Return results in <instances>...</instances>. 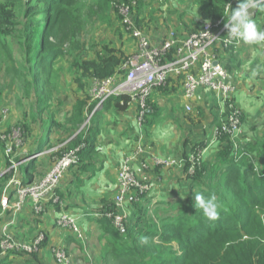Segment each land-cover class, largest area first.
I'll return each mask as SVG.
<instances>
[{
  "label": "rangeland",
  "instance_id": "1",
  "mask_svg": "<svg viewBox=\"0 0 264 264\" xmlns=\"http://www.w3.org/2000/svg\"><path fill=\"white\" fill-rule=\"evenodd\" d=\"M44 1L45 0H38L41 7L40 10L46 5ZM187 1L188 0H69V15L60 14L45 38L48 40L51 48L61 46L62 52V55L56 57L49 63V53L47 54V50L44 49L40 41V36L44 35L43 33L41 34L42 29L40 28L43 14L39 10V13L36 14L37 16L30 15V12L34 11L37 5L31 4V0H0V15H2L3 18V21L0 22V113L4 112L6 114V119L0 126V134L1 136L10 135V137H12L13 133H15L17 141L21 140V145L15 151L13 157L6 155L5 146L0 140V177L9 171L13 172L12 177L19 178V176H21L23 173L22 166H20L21 161L24 159L28 160V157L32 155L27 154L24 149H32L36 144L42 142L41 140L43 139V134L46 132L47 127H49L50 136L54 134L57 135V138L53 139L52 142L50 137L46 140V146L48 145V149L62 146L61 148L54 149L52 154L55 156V159L64 153L63 151L65 149L68 151L76 147L73 146V144L80 141V138L78 137H81L82 142V140L88 136V133L95 132L93 131V124H98V122L94 119L93 115L94 112L102 108L100 107L94 111L95 103L92 102V88L94 82L100 77L96 76L92 69L87 67L85 63L94 62L99 65L102 58L107 57L109 54H116L120 59L119 65L116 69H120V73L123 74L124 63L133 59L138 53L136 41L129 35L130 32H126L122 24L117 9L118 4L134 3L131 9V17L134 20V25L141 29L149 39L145 30L147 31L150 27L155 30V27L153 21H151L152 18H142L143 13L149 11L151 12V15H159L161 9L164 7L165 13L168 16H174L172 14H180V16H182L180 11L183 13L185 11L186 14L190 16L193 14V10L191 8H186ZM193 1L198 2L197 0ZM227 1L228 0H224V3ZM262 1L264 0H260V2ZM200 11L201 8L198 10V13H200ZM253 11L254 8L249 9L250 18L253 16ZM216 19L218 18L211 20L197 18L195 23L193 20V26H191L197 30V28L204 23L213 22ZM150 22L151 25L149 24ZM177 27L182 28L183 26L178 24ZM165 28L166 37L163 40L164 42L161 45H150L152 48H161L166 42L172 41L180 44V42H183L191 33L187 34L184 38H180L175 31L176 25H168ZM261 28H264V26ZM28 42H33L32 50H36L37 53H39V56L41 54L42 56H46L42 61V67L37 71V74H39L38 81L43 82L47 77L49 78L43 92H41L39 86L37 94H35L36 89L32 81V68L34 61L37 58L34 53L27 51L25 45ZM179 44H177L176 48ZM175 45L176 44H174V46ZM238 50H234L233 54L236 52L237 56L240 57L239 52L242 54V50ZM227 60L228 65L231 68L238 69L235 59ZM224 68H227L226 70L228 73V66H224ZM43 69L46 70V73L42 71ZM240 72L241 70H238L237 72H234V75L239 74ZM243 74L244 73L240 74V78ZM229 75L233 78L231 74ZM173 85L174 82L165 86L170 87L168 90L169 94H171L170 99H174L173 103L177 102L175 104L179 113L178 115H175V118L177 119L181 117V107L179 108V102L180 98L182 102L183 96L182 94L179 95V92L177 93L178 89ZM239 87H241V84ZM162 90L153 91L148 98L149 112L144 113L145 117L142 121L141 128H148L149 122H153L157 128L167 125L163 121V119L166 121V117L163 116L164 110L153 104L157 93ZM234 105L238 108L241 118H243V115H245L246 112L245 101H242L241 105L234 102ZM132 106H137V103H133ZM116 117L117 116L110 115L108 122L116 124V121H113ZM173 125L176 127L178 121L174 122ZM243 127L242 124V129ZM75 139L76 141H74ZM223 139L224 138H222V141H227V139ZM67 142L73 143L69 146L67 145ZM80 144L81 143L78 145ZM236 145L238 154L247 152L250 155L251 160L256 164L255 169H259L258 172H261L258 176L257 171L253 172L256 178L258 179L262 175L264 178V162H261V156L264 155V152L256 150V153H249L246 150L248 149V147H246V142L239 141ZM44 146L45 144L43 146L39 145L37 150ZM196 147H201V144L196 142L195 145L189 144L187 146L188 154H192L196 157V152L193 151ZM218 155L219 154H214L212 159L208 161L206 160L205 162L203 159H200L198 170L201 173V178L195 183V191L192 195H189L187 199L180 202H174L169 209L157 208L152 209V212H149V203L144 201L143 205L138 208L137 220L134 218L130 219L128 215L126 216L127 226L131 228L134 222H136L139 226L143 225V229H145V227L150 224L158 225L159 221L163 219L162 217L166 214L177 216L180 213L191 210L195 205L194 194L201 192L198 190V187L209 189L211 192L210 194H214L218 200L220 192L215 191L214 185L220 183V180H217L216 176L219 177L223 174L220 163L216 159ZM95 156L102 162H105V156L101 153L99 154L98 152ZM106 156L108 155L106 154ZM230 158L233 160V150L231 148ZM242 160L248 162L244 157H242L239 162ZM14 161H16L15 164H17V166L10 170L9 168ZM8 169L9 171H7ZM79 169L80 170L76 172L83 171V168ZM66 174L62 178L59 188L61 185L65 184L67 178ZM10 176L11 175H9V177ZM38 180H40L38 179V176L33 178V182H37ZM9 181H0V186L2 187V189H0V200L3 193L10 189ZM71 191H74L73 187ZM112 194L113 191H106V193L102 195V197H107L108 199H100L99 197L101 195L98 198L92 197L91 199L85 198L82 195L83 199L86 200L85 204H89L83 209L85 215V209L96 213L101 212V214L110 211L113 206L115 191L111 200L110 197ZM62 195L61 191H59L58 196ZM142 198L143 197H141L140 200ZM12 202L11 199L10 204ZM46 203L48 202H44V208ZM131 207L134 209L135 205ZM30 210H33L32 206L30 207ZM3 213L5 212H0V217ZM74 213L81 214V211L76 210ZM39 216L40 214L36 215L33 213V216L29 215V221H18L10 232L12 238L22 243L33 242L41 231L38 230L39 232L37 231L29 239L27 237L26 240L24 237L26 233H24L23 230L25 227H29L27 233L30 232L33 225L37 222L35 217ZM244 216L246 227L243 229V225L238 224L230 229L232 230L230 233L227 232L224 235H216L211 238V240L197 247H191L187 252L181 251L186 248L185 243L182 241H178V243L172 242L171 246L177 256L186 253L184 259L187 264H225L226 259H222V254H217L219 249L222 246L230 247L242 245L243 249L241 250L240 255L238 254V260L242 264H246V259L247 261L250 260L252 264H257L260 257L264 254V202L257 207H249V213H244ZM86 218L93 220L92 217L88 216L84 217V220ZM241 220H243V217ZM54 222H56V219ZM91 222L88 221L87 227L84 228V230L82 229L84 241H81L82 243L75 241L73 244L74 250L79 249V253H85L86 255H83L84 257H78L72 253H68L71 257L72 263L75 264L77 260H80V263L78 262V264H83V262L86 264H123L119 261L120 259L113 260L111 254L106 253L104 246L108 240L106 239L105 241V236L102 235L100 226ZM78 225L81 227L79 223ZM46 235L47 234H45V236ZM206 235L207 233H203L200 238L205 240ZM134 239H136L135 234ZM154 242H156V239H154ZM246 243H248L247 249ZM41 249L43 248H40V251H38L40 254ZM1 253L2 249L0 242V254ZM104 257L107 258L105 261L102 259ZM21 258L22 256L19 257V259ZM44 264H55L50 253Z\"/></svg>",
  "mask_w": 264,
  "mask_h": 264
},
{
  "label": "crops",
  "instance_id": "2",
  "mask_svg": "<svg viewBox=\"0 0 264 264\" xmlns=\"http://www.w3.org/2000/svg\"><path fill=\"white\" fill-rule=\"evenodd\" d=\"M197 1L198 2H194L193 0L187 1L186 8H191L193 10V14L190 16L187 15L185 11L184 13L180 11L182 16H180V14H172L174 16H168L165 13L164 7L161 9L159 15H151V12L149 11L144 12L142 18H152L151 21H153L155 27V30L151 27L148 28L147 31L145 30L146 34L149 36L150 43L160 45L166 37L165 27L168 25H176L175 31L180 38H184L187 34L193 32V30H195L192 27L193 20L195 23V20L200 18L198 10L201 8V0ZM255 22L260 27L264 26V13L261 12ZM149 24L151 25V22ZM178 24L183 27H177ZM236 47L235 51L238 49L242 50V54L239 52L240 57H238L235 52V54L232 53V55L224 53L220 55L219 58L221 59L223 56L225 62H222V64L226 67L228 66V73L233 76V78H231V83L235 89L233 94L235 102L238 105H241L242 101H245L246 103V112L245 115H243L244 127L241 137L247 136V140H250L249 142H251L252 145H255V140H257V142H264V56L261 54L258 45H249L240 41ZM229 58L236 60V63L239 66L238 69L231 68L228 65L227 59ZM238 70H241V72L234 75V72H237ZM241 73L244 74L240 78ZM173 82V86L178 89L177 93L179 92V95L182 94V92L180 93L181 86H177L175 81H171L168 85ZM240 84L241 87H239ZM164 87L157 90H162ZM169 89L170 87L166 86L164 90L159 91L155 102L153 103L155 106H159L164 110L163 116L166 117V121L165 119H163V121L168 126L165 125L164 127L157 128L154 123L151 124L152 122H149L148 128H140L137 124V119H135V106H132L133 104L127 105L123 110H119L113 102H107L102 109L94 112L93 117L97 120L98 124H93V131H95L94 141L89 140L93 144V149L97 153L99 152V154L101 153L105 156V162H96L95 165L98 170L96 175L90 181L81 183L78 188L75 186L79 191L78 194L69 192L72 189L71 180L74 169L69 172L67 171L65 184L60 186L61 193L66 194L67 192V198L71 199L73 201L71 202L72 206H75L63 211H66L67 214H70L73 208H77L78 211H81V214L75 213V219L77 223L81 225L83 230L87 227L88 221L91 222V219L86 218L84 220V217H87L90 213H87L86 210L88 209H85L86 215L83 212L85 206L89 204H85L86 200L83 199L82 195L89 199L92 197L98 198L100 195V199H108L107 197H102L106 191H113L114 194V191H116V173L118 167L122 159L125 156L132 154L138 146L142 148V154L133 162V169L137 174H146L152 185L151 191L147 194L150 198H142L138 207L147 200L149 203V212H152V209L166 208L167 203L173 204V202H179V200L182 201L192 193V185L190 184V181L186 180L184 171L189 155L187 146L189 144L195 145V142L200 143L202 139L210 136L214 128H216L221 121V115L219 114V107L214 96L203 89H199L190 103L183 99L181 102L180 98L179 108L181 107V117L176 119L175 115L179 114L178 109L175 106L177 102L173 103L174 99H170L171 94L168 92ZM184 105L191 106L190 113L184 111ZM110 115L117 116L113 120L116 121V124L108 122ZM176 121H178V125L175 127L173 123ZM44 137L45 133L43 134V138ZM56 138V134L51 135V142ZM251 139L255 140L252 141ZM41 141L42 142L36 144L32 149H24L27 154H40L39 157L34 159L35 169L30 172V175H33V178L38 176V179H41L51 168L55 160V156L52 154L54 149L62 147L56 146L48 149V145L46 146L47 143L44 141L45 146L37 150L39 145L43 146V139ZM221 150L222 139L217 143L212 144L207 149H202L204 152L203 161L205 162L206 160L208 161L212 159V156L218 154ZM65 151L66 149L63 152ZM106 154L109 157L106 156ZM151 157L169 160V162H173V165L169 167H154L150 161ZM29 162L30 161L26 159L22 160L20 165L22 166L21 168L26 167ZM142 164L146 165L147 170L142 169ZM19 177L23 180L24 172ZM113 194L110 197L111 200ZM69 203L70 201L67 200L64 202L65 205H68ZM64 204L62 207H64ZM28 206L29 205L27 204L22 208L21 212L17 214L16 219L21 218V222L29 221V215L26 211ZM45 208L39 217H35L37 222L33 225L30 232L27 233L29 227L24 228L23 232L26 233L24 235L26 240L27 237L29 239L40 230L47 234L48 241L51 245L63 246L64 249H67L68 253H72L78 257H84L86 255L85 253H79V249L74 250L73 248L74 242L77 241L73 234L67 230L64 231L63 229H60L57 226L54 227V221L58 216V212H55L57 210L51 206L48 207L47 204H45ZM2 212L4 211L2 210ZM124 212L131 219L134 209L129 205L126 206ZM6 213H8V215L5 216ZM9 217L10 214L7 211L1 215L0 220H2L3 223L0 224V229L1 226L9 220ZM16 219L10 232L17 224ZM91 223H93V221ZM68 238H70L69 243L67 241ZM77 242L82 243L81 241ZM49 253L50 251H48V248L41 249V254L39 253L41 264V260L46 261L48 259ZM15 262L17 264H22L20 260H16ZM78 262L80 263V260H77L75 264H78ZM83 264L86 263L83 262Z\"/></svg>",
  "mask_w": 264,
  "mask_h": 264
},
{
  "label": "built area",
  "instance_id": "3",
  "mask_svg": "<svg viewBox=\"0 0 264 264\" xmlns=\"http://www.w3.org/2000/svg\"><path fill=\"white\" fill-rule=\"evenodd\" d=\"M239 1L230 0L227 4L232 6ZM133 4V2L120 3L117 9L126 32H130L129 35L137 43L138 53L133 59L124 63L123 74L120 73V69H117L112 75L99 78L94 82L92 88V102L95 103L94 111L100 107L102 108L103 104L111 98L128 97L129 100L126 106L137 103L139 112L136 114V119L138 126L141 128L145 117L144 113L149 111L148 98L153 91L164 87L168 79L179 78L181 80L182 96L187 102L193 100L199 89L211 93L221 112V121L214 128L211 135L203 140L201 147H196L193 150L196 152V157L192 154L188 155L187 162L189 164L186 175L192 177L195 171L199 169L200 159H203L204 152L202 149H207L226 136L235 139L241 134L240 112L234 105L233 94L235 89L231 83V76L223 67L215 51V48L223 52L233 51L237 48L236 46H238L240 40L232 39L230 43H226L229 39L225 28V24L228 22L226 16L213 22L204 23L199 30L191 32L180 44L172 41L166 42L161 48H152L148 37L134 25V20L131 17ZM225 15L227 14L225 13ZM174 44L176 45L174 46ZM177 44L179 46L176 48ZM260 49L264 56V44ZM215 62L216 65H214ZM120 104L123 105V102L121 101ZM184 109L187 113L191 112L190 105H185ZM5 119L6 114L1 112L0 126ZM0 140L5 146L6 155L10 157H13L17 148L21 145V140L17 141L15 133L12 137L10 135L1 136L0 134ZM84 147L85 144L81 143L62 153L54 160L49 171L40 180L27 185H23L20 178L12 177L13 172L9 171V169H14L17 166L16 161L7 170L9 172L5 174L11 175V180L8 181L10 190L14 193V201L10 204L8 200L9 195L7 193L10 191L9 189L3 193L0 200L2 210L10 214L9 220L1 226L2 253L0 257L9 252H21L28 255L38 252L41 243L45 239L43 232H40L33 242L22 243L12 238L10 229L15 223L17 214L28 202L33 207V213L36 215L42 214L44 202L49 200H52L53 204L59 202L56 190L59 188L67 170L79 164L80 152ZM141 154L142 148L138 146L132 154L122 159L116 173V191L113 197L112 209L100 214V216H105L111 221L112 226L120 235H124L127 229V215L124 212L126 206L138 203L140 198L149 194L152 189L146 174H137L133 169V162ZM39 155V153H33L28 157V160L36 159ZM150 161L154 167L173 165V162L158 157H151ZM142 169L147 170L145 164H142ZM55 225L60 229L71 232L77 241L84 240L83 232L76 219L67 213L60 212ZM51 255L55 264H72L70 255L62 246H53Z\"/></svg>",
  "mask_w": 264,
  "mask_h": 264
},
{
  "label": "trees",
  "instance_id": "4",
  "mask_svg": "<svg viewBox=\"0 0 264 264\" xmlns=\"http://www.w3.org/2000/svg\"><path fill=\"white\" fill-rule=\"evenodd\" d=\"M229 1L230 0H228L226 3H228ZM39 2L38 0H31V4L37 6L34 9V11L30 12V15L37 16L36 14L39 13L38 11L41 8ZM68 2L69 0H45L44 3L46 5L45 7L43 6L42 10H40L43 14V20L40 28L42 29L41 34L42 33L44 34L40 36L41 38L40 41L44 49L47 50V54L49 53L48 56L49 63L52 62L56 57L62 55V52H61V46L51 48L48 40H46L45 38L48 35L50 28L53 27V25L57 21L60 14L69 15ZM239 2H241V0ZM239 2L233 4L230 10L235 9ZM226 3H224V0H201L200 19L211 20L214 18L226 17L227 15H225V11H224ZM260 4L264 5V1L260 2ZM261 12L264 13V11H261L259 7H255L251 19L255 21ZM2 21L3 18L2 15H0V22ZM201 27L202 25L199 28H197V30H199ZM194 31L196 30H193V32ZM25 46L27 48V51H31L32 53H34L35 57L37 58L34 61L32 68L33 71L32 81L36 89L35 94H37L39 86L41 88V92H43L49 78L47 77L43 82L38 81L39 74H37V71L42 67V61L46 56H42V54L39 56V53H37L36 50H32L33 42L30 43L28 42L26 43ZM258 47L261 48L262 44L258 45ZM215 51L218 57H220V55L224 53H227V55H232L233 53V51L223 52L222 50L217 48H215ZM220 61L221 63L225 62L223 56L221 57ZM119 62L120 59L116 54H109L107 57L102 58L100 60L99 65L95 64L94 62H86L85 65L87 67H90V69H92V71L96 74V76L100 78H105L109 75H112L117 70L116 68L118 67ZM42 71L46 73L45 69H43ZM171 81H175L177 86L178 85L179 87L181 86V80L179 78H170L167 80V84L170 83ZM128 100H129L128 97H124V98L118 97V98H111L107 102H113L117 107V109L123 110L126 108V103L128 102ZM121 101L123 102V105L120 104ZM106 103H104L103 106ZM136 107L137 106H135L134 114L135 112L136 114L139 112L138 107L137 108ZM219 114L221 115L220 110H219ZM241 119L243 121V118H241L240 115V122L242 127L243 122L241 121ZM242 130H241V134L238 135L235 139H230L227 136L224 137V139H227L228 143L226 140L225 142L222 141V150L218 153L219 155L216 157V159L220 163L221 170L223 171V174H221L219 177L216 176V179L220 180V183H216L214 185L215 191L220 192L219 199L217 200L218 204L220 205V215L217 220L215 221L208 220L203 216L200 210H196V208L193 206L191 210L180 213L177 216H171L170 214H166L164 217H162L163 219L159 221L158 225L150 224L147 225L145 229H143L144 228L143 225L139 226L136 222H134L131 228L127 226L126 233L124 235H120L116 231V229L112 226L110 220H108L105 216H100L101 212L96 213L91 210H86L87 213H90L88 217L93 218V220L91 219V221H93L94 223L100 226L102 235L105 236V241L106 239L108 240L106 242V245L104 246L106 253L111 254L113 260L120 259L119 261H121V263L123 264H187L184 259L186 254L184 252H187L191 247H197L211 240V238L215 237L216 235L217 236L224 235L227 232L230 233L232 231L230 229L238 224L243 225L242 229L245 228L246 225H245L244 213L247 212L249 213V207H253V206L257 207L264 202V178L263 175L260 176L258 179L256 178V176L253 173L257 171L255 169L256 164L251 160L250 155L247 152L238 154L236 143L239 141L246 142V147H248V149L246 150L249 153L253 154L256 153V150L264 152V142L263 141L257 142V140L251 139L252 141L255 140V145H252V143L249 142L250 140H247L246 138L247 136L242 137L243 139L241 138ZM94 134L95 132L88 133L87 134L88 136L85 137V139L82 140V142H81V137H78L80 138L79 139L80 141L73 144V146H77L79 143H85L84 149L80 152L79 164L76 167L75 166L70 167L68 170L69 172L72 169H74V172H72V180H71L74 191H69L72 192L73 194L79 193V191L76 188H78L81 183L89 181L92 177L96 175V172L98 170L96 169L95 163L98 161L99 163L102 162L95 156L97 152L93 149V144L91 142L94 141V136H95ZM49 137H50V130L49 127H47V130L45 132V137L43 138V145L45 144L46 140ZM204 139H202L201 142H203ZM74 141H76V139ZM72 143L73 142H67V145L70 146V144ZM230 148L233 150V160H231L230 158ZM263 156H261V162H264ZM242 157H244L245 160L247 159L249 163L247 161L245 162L244 160L239 162V160ZM27 164L28 165L26 167L22 168V171L24 172L23 180L19 177L22 180L23 185H27L33 182V175H30V172H32L33 169H35L34 160L30 161ZM188 164H189L188 162H186L185 164V168H184L185 175ZM79 168H83V171L76 172L80 170ZM260 173L261 172L257 171V176ZM200 178H201V173L199 172V170H196L195 174L192 177H188L186 175V180L190 181V184L192 185V189H193V191H191L192 193L189 195H192L193 192L195 191L194 190L195 183L198 182ZM9 179H10L9 175L4 174L0 178V181H8ZM0 189H2L1 186ZM198 190L201 191V193H203L206 197L211 195L209 189H203L198 187ZM59 191L60 188L56 190V195L59 198L58 203L53 204L52 200H49L47 201L48 203H46L48 207L51 206L52 208L56 209L57 211L55 212H58V214L60 212H64L63 210L67 208L75 207L72 206L71 204V202L73 201L67 198L66 196L67 192L62 196H58ZM7 194L9 195L8 197L9 202H11V199L12 201H14L13 191L10 190ZM189 195L185 199H187ZM142 197L150 198L147 195L146 196L144 195ZM66 200L70 201L68 205L64 204ZM140 201L141 200H139V202ZM180 201L181 200H179V202ZM139 202L133 204L135 205V208L131 219L134 218L135 220H137L138 218L137 207L139 205ZM143 203L140 206H142ZM27 204L29 205L26 209L27 214L33 216V210H30L31 205L29 202ZM27 204H25V206ZM63 204L64 207H62ZM171 205L172 204L167 203L166 209L171 208ZM76 210L77 208H73L70 213L71 215L70 214L68 215L75 218L76 215L74 212ZM0 212H2V207L0 209ZM64 213H66V211ZM6 215H8V213H6L5 216ZM242 217L243 220H241ZM18 221H21V218L16 219V222ZM2 223L3 221L0 220V224ZM55 226L56 225L54 223V227ZM99 226H98V230H99ZM203 233H207V235L205 236V240L200 238ZM134 234L136 235V239H134ZM44 238L45 239L41 243L38 251H40V248L43 249L48 248V251H50L51 253V248L55 245L54 244L51 245L49 243L47 235L45 236V233H44ZM142 238H146V240ZM154 239H156V242H154ZM67 241L69 243L70 238H68ZM178 241H182L186 245V248H184V250H181L184 251L182 252L184 254L181 256H177L173 250V247L171 246L172 242L178 243ZM247 247H248V243H246V249ZM242 249H243L242 245H235L230 247L222 246L217 254L218 255L222 254V259H226L225 264H242L238 260V254L240 255ZM21 256L22 258L19 259V257ZM102 259L103 261H105L107 258L104 257ZM16 260H21L22 264H41L39 252L31 255L24 253L21 254V252H9L3 257H0V264H17L15 262ZM41 261L42 264L45 263V260H41ZM246 264H252V262L250 260L247 261L246 259ZM257 264H264V254L260 257V260L258 261Z\"/></svg>",
  "mask_w": 264,
  "mask_h": 264
},
{
  "label": "clouds",
  "instance_id": "5",
  "mask_svg": "<svg viewBox=\"0 0 264 264\" xmlns=\"http://www.w3.org/2000/svg\"><path fill=\"white\" fill-rule=\"evenodd\" d=\"M230 7L227 4L224 9L228 18L225 28L229 39L226 43H230L232 39H237L249 45L264 44V28H261L249 15L250 8L259 7L261 11H264V5L260 4V0H241L235 9L230 10ZM194 201V207L196 210H200L205 218L210 221L219 218L220 205L214 194L206 197L203 193L197 192L194 194ZM142 239L146 240V238Z\"/></svg>",
  "mask_w": 264,
  "mask_h": 264
},
{
  "label": "water",
  "instance_id": "6",
  "mask_svg": "<svg viewBox=\"0 0 264 264\" xmlns=\"http://www.w3.org/2000/svg\"><path fill=\"white\" fill-rule=\"evenodd\" d=\"M214 65H216V62L214 63Z\"/></svg>",
  "mask_w": 264,
  "mask_h": 264
}]
</instances>
